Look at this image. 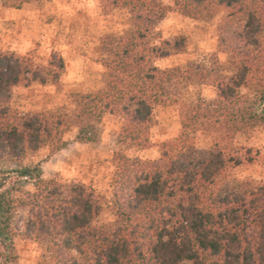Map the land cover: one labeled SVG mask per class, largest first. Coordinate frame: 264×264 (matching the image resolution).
<instances>
[{"label": "trees", "instance_id": "trees-1", "mask_svg": "<svg viewBox=\"0 0 264 264\" xmlns=\"http://www.w3.org/2000/svg\"><path fill=\"white\" fill-rule=\"evenodd\" d=\"M98 1L104 15H125L129 28L100 38L105 83L75 95L71 114L11 106L16 87L58 86L62 57L42 66L0 51V264L17 263V239L41 244L43 264H264V181L236 175L258 153L235 143L264 126V0H172L188 19L217 21L216 53L185 70L154 64L184 49L182 38L155 42L169 11L160 0ZM179 80L214 96L178 101L170 90ZM163 106L177 107L179 134L157 145L155 160L114 157L107 224H94L102 206L86 187L44 180L40 163H25L65 148L70 129L78 143L96 142L105 116L121 120L120 147L148 150L154 111ZM198 134L210 141L207 150L197 148Z\"/></svg>", "mask_w": 264, "mask_h": 264}, {"label": "rangeland", "instance_id": "rangeland-1", "mask_svg": "<svg viewBox=\"0 0 264 264\" xmlns=\"http://www.w3.org/2000/svg\"><path fill=\"white\" fill-rule=\"evenodd\" d=\"M169 8L157 27L156 43L184 39L182 53L167 59L155 60L160 69L186 68L206 62L217 51L216 24L188 19L172 8V0H160ZM125 15H104L98 0H0V51H11L31 57L36 64L47 66L52 54L64 60V70L58 86L34 83L28 88L12 91L11 106L19 112L68 115L74 109V97L103 87L107 71L101 64L99 40L104 34H118L129 28ZM220 63L225 54H217ZM172 98L178 101L203 97L212 99L211 88L193 86L179 80L171 85ZM121 120L105 116L98 125L96 142L80 144L77 131L70 129L63 140L66 147L52 152L43 149L29 158L26 164L40 163L43 179L60 183L81 184L91 191L102 206L94 224L103 225L114 219L112 184L116 179L117 154L130 158L155 160L157 145L179 134L176 106H163L154 111L148 150L122 148L117 143ZM235 143L252 148L258 153L257 162L236 171L240 179L264 181V126L250 135H240ZM196 146L207 150L210 141L203 135L196 137ZM20 212L16 225L22 229ZM16 264H43L47 260L45 248L33 241L16 240Z\"/></svg>", "mask_w": 264, "mask_h": 264}]
</instances>
